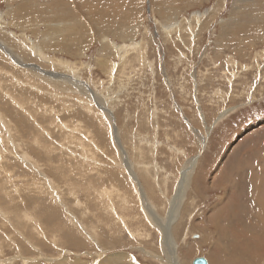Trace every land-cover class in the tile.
Listing matches in <instances>:
<instances>
[{
	"label": "rangeland",
	"instance_id": "1",
	"mask_svg": "<svg viewBox=\"0 0 264 264\" xmlns=\"http://www.w3.org/2000/svg\"><path fill=\"white\" fill-rule=\"evenodd\" d=\"M18 2L37 7L19 11ZM84 2L0 0V40L17 54L13 60L0 46V264H29L40 256L38 249L37 262L53 264L44 259L58 253L51 234L60 235L55 241L65 247L71 264H122L124 258V264H192L196 257L208 264H264V244L239 262L237 252L221 242L231 232L259 237L260 244L264 239V213L258 210L264 200L255 208L251 185L241 180L252 168L264 169V0ZM71 3L85 21L79 35L53 26L67 20L69 15L59 14ZM29 40L40 43L43 56L33 52ZM62 60L71 72L57 62ZM38 73L67 74L79 86L65 84L63 75L38 79ZM85 104L92 109L85 111ZM33 120L39 129L17 131ZM22 153L40 163V170L34 163L26 166L18 156ZM120 153L127 166L116 167L121 183L111 185L127 190L124 197L133 212L116 207L127 216L129 229L141 231L137 238L122 226L118 234L107 233L115 225L112 216L93 201L94 209L89 202L86 211L79 204L86 201L81 188L75 187L80 200L69 192L71 183L82 187L96 181L89 177L96 174L89 170L98 167L93 163L104 157L121 161ZM74 166L76 174L69 171ZM130 168L138 178H131ZM46 178L52 185L45 191L59 190L67 206L41 197ZM138 189L145 192L147 206ZM23 211L37 221L24 220ZM151 211L157 214L154 220L153 214L146 218ZM79 221L116 240L104 248L109 261L97 257L91 241L72 239L70 230L77 231Z\"/></svg>",
	"mask_w": 264,
	"mask_h": 264
},
{
	"label": "bare ground",
	"instance_id": "2",
	"mask_svg": "<svg viewBox=\"0 0 264 264\" xmlns=\"http://www.w3.org/2000/svg\"><path fill=\"white\" fill-rule=\"evenodd\" d=\"M85 2H84V0H83V2L80 0V5H86V4H84ZM17 5H20V6H17ZM16 5V8H17V10H21V9H24V10H32V9H34V8H36L37 7V4H30V3H27V2H21V3H19L18 2V4ZM89 7V6H88ZM88 7H86V9L88 10L89 8ZM9 8V7H8ZM11 8V7H10ZM15 8V9H16ZM44 7H42L41 9H43ZM71 8H73V9H71ZM76 8V7H75ZM74 7H73V4L71 3V6L69 7V8H66V10L65 11H63L64 12V14H59L60 16H63L64 15V17H65V15L67 14V15H69L68 17H67V20H61V21H57V22H54L53 23V26L54 27H56L57 28V30H58V32L59 31H68L69 33H71L70 31H73V33L74 34H76V35H79V34H81V33H83V25L82 24H84V22L85 21H83V20H81L79 17H77L76 16V14H74V12H73V10L75 9ZM64 9V8H63ZM55 10H57V9H55ZM55 14V13H54ZM93 16V15H92ZM0 18H1V13H0ZM63 19V18H62ZM48 20H50V19H47V21ZM202 20V19H201ZM82 23V24H81ZM1 26H0V31H1ZM12 35V34H11ZM65 35V34H64ZM9 39V38H8ZM105 40L107 39L106 37L104 38ZM30 41V40H29ZM41 41V40H40ZM23 42V41H22ZM31 42V44L33 45V52H35L38 56H43L42 54H41V50L36 46V45H38V44H40L39 42H35V41H30ZM17 43V42H16ZM16 43H14L13 41H12V44H16ZM23 44V43H22ZM132 44V43H131ZM111 45V44H110ZM0 46H2V48L4 49V51L5 52H7L8 53V55H9V57H11L13 60L15 59V58H13V56L14 57H16V53H13V50H12V47H11V45L9 46V44L7 43V41H2V40H0ZM112 46V45H111ZM26 47H27V45H26ZM124 47V46H123ZM19 51V50H18ZM15 52V51H14ZM19 57H20V55H19ZM22 57V56H21ZM19 59V58H18ZM21 61V60H20ZM24 62V61H23ZM58 63H60L61 65H63L67 70H69V66L68 65H70V64H68L66 61H57ZM68 64V65H67ZM34 65V64H33ZM71 66V65H70ZM29 68V67H28ZM42 70V69H41ZM70 71V70H69ZM71 72V71H70ZM51 73V72H50ZM39 74V76H38V79H46V78H49L48 80H54L55 79V77H58V79L56 78L55 80H59V75H63V77L62 78H66V80L64 81V83L66 84V83H68V84H70V85H72V86H74L75 88H77L76 86H79V85H77L76 84V86H75V84H74V82L72 81V79H71V76L70 75H67V74H59V73H55V74H53L52 75V77L53 78H51V77H48V75L47 76H45V74H40V73H38ZM58 74V76H56ZM51 76V75H50ZM51 78V79H50ZM47 80V79H46ZM18 81V80H17ZM56 82V81H55ZM78 84H80V83H78ZM81 85V84H80ZM85 85V84H84ZM64 86V85H63ZM86 86V85H85ZM34 87V86H33ZM4 88V87H3ZM70 91V90H69ZM82 92L84 93V94H86V92H84L83 90H82ZM53 93V92H52ZM2 96V95H1ZM44 98V97H43ZM13 100V102L14 101H16L15 100V98L13 97V96H11V101ZM29 100V99H28ZM23 102V101H22ZM16 103V105L18 106L20 103L19 102H15ZM5 104V103H4ZM14 104V103H13ZM27 104V103H26ZM86 105V110L85 111H88L89 109L91 110L92 109V107H90V105L89 104H85ZM102 105V104H101ZM8 106H9V104H8ZM13 106V105H12ZM15 106V105H14ZM24 106H25V104H24ZM28 106V105H27ZM84 107V106H83ZM1 109V108H0ZM24 110L26 109V106H25V108H23ZM100 109V108H99ZM38 110H36V112H37ZM45 111V110H44ZM94 111V110H93ZM4 112V111H3ZM26 112H28L27 110H26ZM35 112V113H36ZM24 113V112H23ZM40 113V112H39ZM38 113V114H39ZM93 113V112H92ZM25 115V114H24ZM3 116H4V114H3ZM3 116H2V118H3ZM6 116V115H5ZM4 116V117H5ZM40 116V115H39ZM38 117V116H37ZM21 119V118H20ZM19 119V120H20ZM27 121V120H26ZM9 122H11V121H9ZM18 122V121H17ZM30 121H28V123H29ZM32 122V121H31ZM35 123V125H34V123ZM33 122H32V124L34 125V126H31L30 124L28 125V124H26V126L23 124V123H21V125L17 128V131H19V132H21V133H29V132H31L32 130H37V129H39V124L36 122V120H33ZM61 123V125L62 126H64V127H66V125L61 121L60 122ZM41 124V123H40ZM28 125V126H27ZM53 125V124H52ZM29 126H31V127H29ZM42 126V125H41ZM68 128V127H67ZM49 130H50V127L48 128ZM69 129V128H68ZM7 130V129H6ZM44 130V129H43ZM69 130H71V129H69ZM45 131V130H44ZM52 131V130H51ZM38 132V131H37ZM42 132V131H41ZM47 132H49V131H47ZM45 134V133H44ZM24 136V135H23ZM47 138V137H46ZM50 138V137H49ZM17 139V138H16ZM54 139V138H53ZM118 138L115 136V141L117 140ZM12 140V139H11ZM51 140V139H50ZM13 141V140H12ZM15 141V140H14ZM120 141V140H119ZM35 142V141H34ZM38 142V141H37ZM16 143V142H15ZM28 143V142H27ZM22 144V143H21ZM62 144V143H61ZM95 145V144H94ZM119 145V144H118ZM33 146V145H32ZM62 146V145H61ZM29 147V146H28ZM59 147V146H58ZM63 147H65V146H63ZM34 149V148H33ZM70 149V148H69ZM47 150H49V151H51V149L49 148V149H47ZM121 153L123 152L124 153V151H123V149H122V147H121ZM38 151V150H37ZM99 151V150H98ZM7 152V151H6ZM13 152V151H12ZM24 153V152H23ZM23 153L22 154H20V155H18V156H20V159L22 160V162L26 165V166H28L27 164H29L30 166H33V164L32 163H34V165L36 166H34L36 169H38V170H40L39 169V167H40V163H38V162H36V160L34 161V159L32 160V159H30V158H32V157H30V155H29V153L27 154V153H25L24 155H23ZM99 153V152H98ZM121 153H120V160L121 161H114V160H112L113 162H111L110 160H109V158L107 159V157L105 158L104 157V159H102V163L100 162V161H97L96 163H93V164H95V166H96V164L98 165V167H93V168H89V170H92V171H96V174L95 175H90L89 177L91 178V177H93L94 179H95V177H96V181L94 182V181H92V180H89V181H86L85 182V184L83 185L81 182V185H83L82 187H79V185H77L76 183H71V185H70V188H69V192L71 193V194H73L75 197H77L78 198V196H76L75 195V193H77V191L79 190L78 188H81V190L84 192V194L83 195H85V196H83V197H85L86 198V201H81L79 198V204L82 206V207H84V209H86V211H88V204H89V202H90V204L92 203L91 201H93V205L96 207V206H101V207H103L104 209H105V212L108 214V216L110 215V216H112V219H113V222L115 223V225H113L114 227H110L109 228V230H107L108 232L107 233H110V234H118L121 230H120V227L122 226L123 227V229L122 230H128V232H129V230H130V236L131 237H134V235H136V238L137 237H139L140 235H141V231H140V229H139V231L140 232H138L137 230H134L133 231V229H129V227H128V225H127V222H128V220L126 221V218L125 217H127V216H125V215H123V213H122V211L121 210H119V211H117V207L116 206H118L117 204H119L120 205V208H122V210H123V208L125 209V208H128L126 211H128L130 208H131V206L129 205V201L128 200H126L125 199V192L127 191H125V189H124V187H122L123 188V190L121 189V188H118L117 189V181L119 180V183H121V180H120V178H118V166L120 165L121 166V170H124L123 169V165H126V164H124V162H123V160H124V158L121 156ZM43 154V153H42ZM58 154V157H61L62 159H63V157L64 156H62L61 154H59V153H57ZM57 154H55L56 156H57ZM64 154V153H63ZM74 154V153H73ZM94 154V155H93ZM126 153H124V155H125ZM3 155V154H2ZM2 155H0V156H2ZM13 155H15V154H13ZM22 155V156H21ZM79 155V154H78ZM91 156L88 158L89 160H93V158H94V156H95V153H91L90 154ZM93 155V156H92ZM5 156V155H4ZM18 156H16V157H18ZM56 156H54V157H56ZM67 156H69L68 154H66L65 155V157H67ZM12 157V156H11ZM15 157V158H16ZM88 157V156H87ZM124 157H126V155L124 156ZM3 158V157H2ZM43 160L44 159H49V157H47V156H45L44 154H43ZM81 158L83 159V161L85 160V162H88V160L86 159V157H83V156H81ZM4 159V158H3ZM11 159V158H10ZM20 159H18V160H20ZM54 159H56V158H54ZM60 159V158H59ZM61 159V160H62ZM79 159H80V157H79ZM13 160H14V158H13ZM17 160V159H16ZM42 160V159H41ZM51 160H53V159H51ZM69 160H70V157L68 158V162H69ZM81 160V159H80ZM32 161V162H31ZM54 161V160H53ZM66 161V160H65ZM96 161V160H95ZM56 162V161H55ZM54 162V163H55ZM57 162H60V161H57ZM75 162V161H74ZM79 162V161H78ZM81 162H82V160H81ZM91 162V161H90ZM16 163V162H15ZM67 163V162H66ZM76 163H77V161H76ZM76 163H75V165H76ZM129 163V162H128ZM20 164H22V163H20ZM45 164V163H44ZM63 164V163H62ZM65 164V163H64ZM70 166H71V163L69 162L68 163ZM78 164V163H77ZM82 164H83V162H82ZM82 164H80V166L82 165ZM86 164V163H85ZM90 164V163H89ZM260 164V163H259ZM52 165H54V164H52ZM86 165H88V164H86ZM130 165V164H129ZM135 165V164H134ZM17 166V165H16ZM43 166V165H42ZM77 166V165H76ZM127 166V165H126ZM257 166H259V165H257ZM29 167V166H28ZM64 166H62V167H59V168H63ZM75 167V166H74ZM71 168L69 171H73V174H76V172H75V169H76V167L75 168ZM78 167V166H77ZM87 167H89V166H87ZM117 167V168H116ZM131 167V166H130ZM134 167V166H133ZM24 168V167H23ZM30 168V167H29ZM32 168V167H31ZM65 168V167H64ZM63 168V169H64ZM70 168V167H69ZM27 169V168H26ZM74 169V170H73ZM83 169V168H82ZM139 169V168H138ZM184 169V168H183ZM23 170V169H22ZM35 170V169H34ZM46 170H48V169H46ZM46 170H43V171H46ZM64 170H66V168L64 169ZM130 170H132V173H131V178H133V179H135V178H138V176H137V173L132 169V168H130ZM140 170H142V169H140ZM185 170V169H184ZM4 171V170H3ZM29 171V170H28ZM33 171V170H32ZM36 171V170H35ZM48 171H50V170H48ZM67 171V170H66ZM78 172H81L82 170H80L79 168H78V170H77ZM145 171V170H144ZM148 171V170H147ZM243 171V170H242ZM51 172H53V171H51ZM65 172V171H64ZM91 172V171H90ZM117 174H116V173ZM131 172V171H130ZM129 172V173H130ZM151 172V171H150ZM149 172V173H150ZM22 173V172H21ZM26 173H27V171H26ZM37 173L40 175V176H43L44 177V174H43V172H39V171H37ZM50 173V172H49ZM146 173V172H145ZM148 173V172H147ZM184 173L185 172H183V175H184ZM243 173H244V171H243ZM143 174V173H142ZM246 174V173H245ZM254 174H257V176L255 177V175ZM7 175V174H6ZM264 176V169L263 168H260L259 170H255V169H251V172L248 174V177H247V179H246V177L245 176H242V178H241V180L244 182V183H246V185L247 186H249V185H251V188H250V194H249V198H251V200H250V202L251 203H253L254 202V205H255V208H258L257 206H256V204H259V203H261L263 200H264V179H261V176ZM77 177V176H76ZM75 177V178H76ZM239 177V176H238ZM7 178V177H6ZM10 178V177H9ZM45 178V177H44ZM44 178H42L43 180H44ZM224 178H225V175L222 177V179L219 181V182H224ZM240 178V177H239ZM48 179L49 178H46V180L47 181H45V184H43L44 186H43V188L42 189H40V193H41V197H43V195H46V198H48V199H45V200H47V201H54V202H58L59 204L60 203H64V201H61L60 199H61V193H60V191L59 190H56L57 191V193H56V191L55 192H51V191H48L47 192V190L45 191V189L47 188L48 189V186H51L52 184L51 183H49L48 184ZM244 179V180H243ZM50 180V179H49ZM143 180V179H142ZM75 181V180H74ZM77 181V180H76ZM238 181V180H237ZM106 182V184H107V182H110L109 184H107V186H105L106 184H104ZM112 182H114V183H116V184H113V185H111L112 184ZM124 182V181H123ZM70 183V182H69ZM237 183V182H236ZM240 183H241V181H240ZM79 184V183H78ZM123 185L125 186V184L123 183ZM134 186V185H133ZM2 187V186H1ZM75 187H76V189H77V191L75 192ZM139 188V187H138ZM237 188V187H236ZM253 188V189H252ZM2 190V189H1ZM52 190H54V189H52ZM90 190H92V191H90ZM9 191V190H8ZM125 191V192H124ZM138 192H140L139 194V197L141 196V199L142 200H140V202H142L143 201V203H142V205H144V206H147V202L145 201V198H146V196H145V192L143 191V190H139L138 189ZM81 193V192H80ZM82 194V193H81ZM48 196V197H47ZM53 196H54V200H53ZM145 196V197H144ZM1 198V197H0ZM85 198H84V200H85ZM4 199V198H3ZM148 199V198H147ZM222 199V198H221ZM75 202H78V201H75ZM38 203V205H39V202H37ZM78 204V203H77ZM91 204V205H92ZM127 204V205H126ZM131 204V203H130ZM34 205V204H33ZM64 205L65 206H67L65 203H64ZM76 205V204H75ZM91 205L89 206V207H91ZM93 205H92V207H93ZM149 205H151V204H149ZM16 206V205H15ZM14 206V207H15ZM144 206H143V208H144ZM101 207H100V209H101ZM119 207V206H118ZM42 208H44V206H43V204H42ZM98 210H99V208L98 207H96ZM102 208V209H103ZM14 209H17V208H14ZM73 209V208H72ZM93 209H94V207H93ZM96 209V210H97ZM102 209H101V214H102ZM119 209V208H118ZM149 209V208H148ZM68 210V209H67ZM74 210V209H73ZM91 210H92V208H91ZM95 210V211H96ZM258 210L261 212V213H264V201H263V204L261 203V209L260 208H258ZM26 211H27V209H26ZM48 211H49V209H48ZM129 211H131V213L133 212V210H129ZM98 212V211H97ZM100 212V211H99ZM104 212V215L106 214ZM141 212V211H140ZM22 213H24L25 214V218H24V220H26V221H30V223H32L33 221H37L36 220V218L35 219H33V218H31L27 213H25L24 211L22 212ZM52 215L53 216H57L58 215V211L56 210V209H52ZM94 213V212H93ZM145 213H147V211L145 210ZM156 213V212H155ZM153 211H151V213H150V215H148V216H146V218L148 219H152V214H153V219L152 220H154V216H156L157 214H155ZM158 213V212H157ZM243 213V212H242ZM14 214H16V211L14 212ZM86 214H87V212H86ZM100 214V215H101ZM125 214V213H124ZM138 214H140V213H138ZM254 214V213H253ZM69 217H70V219H72V220H75L76 219V217H74V216H72L71 215V213L69 212ZM97 215H99V214H97ZM96 215V216H97ZM103 215V214H102ZM109 216V217H110ZM132 216V215H131ZM138 216V215H137ZM136 215H135V213H134V218L132 217L131 219H133L134 221L135 220H137L139 217H137ZM251 216V215H250ZM250 216H248V217H250ZM95 217V216H94ZM98 217V216H97ZM107 218V217H106ZM111 218V217H110ZM143 218V217H142ZM236 218V217H235ZM103 219V218H102ZM9 220V219H8ZM89 220V219H88ZM98 221H102L101 220V217H100V220L99 219H97ZM109 220V219H108ZM12 221V220H11ZM104 222H105V220H103ZM132 221V220H131ZM107 222V221H106ZM18 223V222H17ZM230 223V226L231 225H233V223L232 222H229ZM236 223H237V219H236ZM107 224L109 225V223L107 222ZM37 225V224H36ZM73 225V224H72ZM104 225H105V223H104ZM241 225V224H240ZM77 226H78V229H77V231H78V233H77V231H76V227H74L72 230H70V232H71V235H72V239L74 240V241H76V240H78V239H80V238H82V239H85L87 242H90L91 241V243H93L94 244V247L95 248H97L98 249V251H97V257H100V259H103L102 261L103 262H105V261H109V258L107 257V255H105V252H104V248H106V245L109 243V242H115L116 243V240L115 239H108V238H103V236L105 235L104 234V232H100L99 234H98V232H97V230H96V228H95V226L93 225V224H86V223H84V225H82L81 223H80V221H79V223H77ZM99 226V225H98ZM106 226V225H105ZM104 226V227H105ZM110 226V225H109ZM111 226H112V224H111ZM35 227V226H34ZM85 227L86 228H88V230L89 231H91V232H87V230H85ZM242 227V226H241ZM28 228V227H27ZM31 229H32V226H31ZM38 229V228H37ZM42 229V228H41ZM41 229H40V231H39V229H38V233H36V234H41L42 233V231H41ZM110 229H114V233L110 230ZM142 230V229H141ZM167 230V229H166ZM34 231V230H33ZM36 231V230H35ZM264 232V231H263ZM21 233V232H20ZM93 235H92V234ZM229 233V232H228ZM232 233V237H228L229 235L228 234H225V235H223V237H222V239H221V242L223 243V245H228V248L230 249V251H231V249L233 250V251H235V252H237V256H236V258H237V260L240 262L241 260H242V262H244L245 260H246V258H247V254H249V253H251L252 254V251H261L262 250V248L260 247V245H262V244H264V239H262L261 240V244L258 242V239H259V237L258 238H253V237H251V236H244V235H237L235 232H231ZM43 234H45V233H43ZM114 234V235H115ZM51 235H53L52 236V239H53V241L55 242L54 243V245H51V246H53L54 248H56L57 249V255H53V257H51V258H44L45 259V261L46 260H48L49 262H52L53 264H60V263H62V264H64V263H68V264H71L73 261H69V258L65 255L66 253H65V247L63 248V247H61V245H62V243H59V242H56L57 240V238H59V239H61L60 238V235H58V234H51ZM252 235V234H251ZM39 236V235H38ZM38 236H36L35 235V237H38ZM101 236V239L99 238ZM205 236V235H204ZM29 237V236H28ZM35 237H33V238H35ZM44 237V236H43ZM50 237V236H49ZM112 237V236H111ZM110 237V238H111ZM199 237H201V236H199ZM32 238V239H33ZM45 238V237H44ZM26 240H27V238H25ZM30 240H31V236H30V238H29ZM36 239V238H35ZM56 240V241H55ZM29 242V241H28ZM80 242H81V240H80ZM217 243H219V240L217 241ZM63 244H65V243H63ZM111 244V243H110ZM124 244V243H123ZM123 244H122V246H123ZM60 245V246H59ZM0 247H2V246H0ZM37 246H35V248H36ZM39 248V247H38ZM38 251V253L40 254V256H38V257H35L36 259H32V261H30L29 262V264H39L38 262H37V260L38 259H40L41 257H42V253L39 251V249L37 250ZM106 251V250H105ZM88 252V251H87ZM107 254V253H106ZM87 255V254H86ZM129 256V255H128ZM25 258L26 257H24L23 259L25 260ZM30 258H28V260H29ZM125 259V258H124ZM123 259V263L122 264H124V263H126L125 262V260H127V259H125L124 260ZM234 259H235V257H234ZM74 261H80V259H78V258H74ZM81 262V261H80ZM134 262V261H133ZM167 261H165L164 260V263H166ZM77 263V262H76ZM82 263H83V261H82ZM207 263H208V260H207ZM128 264H130V262H128ZM133 264V263H132Z\"/></svg>",
	"mask_w": 264,
	"mask_h": 264
},
{
	"label": "water",
	"instance_id": "3",
	"mask_svg": "<svg viewBox=\"0 0 264 264\" xmlns=\"http://www.w3.org/2000/svg\"><path fill=\"white\" fill-rule=\"evenodd\" d=\"M192 264H208L207 259L204 257H196L193 259Z\"/></svg>",
	"mask_w": 264,
	"mask_h": 264
}]
</instances>
